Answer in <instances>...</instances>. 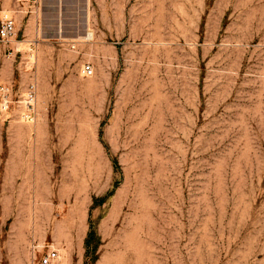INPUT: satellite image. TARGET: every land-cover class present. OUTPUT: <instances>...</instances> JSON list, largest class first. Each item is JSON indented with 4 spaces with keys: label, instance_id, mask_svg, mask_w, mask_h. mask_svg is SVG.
Segmentation results:
<instances>
[{
    "label": "rangeland",
    "instance_id": "obj_1",
    "mask_svg": "<svg viewBox=\"0 0 264 264\" xmlns=\"http://www.w3.org/2000/svg\"><path fill=\"white\" fill-rule=\"evenodd\" d=\"M41 1L0 52L38 85L0 114V264H264V0Z\"/></svg>",
    "mask_w": 264,
    "mask_h": 264
},
{
    "label": "built area",
    "instance_id": "obj_2",
    "mask_svg": "<svg viewBox=\"0 0 264 264\" xmlns=\"http://www.w3.org/2000/svg\"><path fill=\"white\" fill-rule=\"evenodd\" d=\"M41 0H14V6L10 9L0 7V44L7 49L13 43L17 34V17L20 14H39ZM6 49V51H7ZM83 77H92L94 67L86 63L81 67ZM37 95L38 85L36 81H29L21 91H17L11 83L0 82V114L16 112L26 123L35 124L37 121ZM57 258L54 250L49 251L41 260V264H53Z\"/></svg>",
    "mask_w": 264,
    "mask_h": 264
},
{
    "label": "crops",
    "instance_id": "obj_3",
    "mask_svg": "<svg viewBox=\"0 0 264 264\" xmlns=\"http://www.w3.org/2000/svg\"><path fill=\"white\" fill-rule=\"evenodd\" d=\"M14 6V0H11V4L9 6L6 5L5 3V0H0V7H4V8H12ZM6 47L4 45H1L0 44V52H6ZM0 82H7V83H11L13 84L12 82H9V81H0ZM14 85V84H13ZM15 86V85H14ZM21 91V90H20Z\"/></svg>",
    "mask_w": 264,
    "mask_h": 264
},
{
    "label": "bare ground",
    "instance_id": "obj_4",
    "mask_svg": "<svg viewBox=\"0 0 264 264\" xmlns=\"http://www.w3.org/2000/svg\"><path fill=\"white\" fill-rule=\"evenodd\" d=\"M91 38H92V33L89 32V33H88V36H87V39L89 40V39H91Z\"/></svg>",
    "mask_w": 264,
    "mask_h": 264
}]
</instances>
